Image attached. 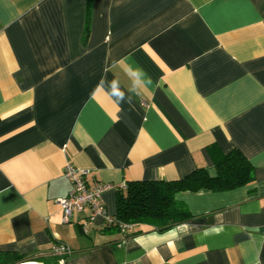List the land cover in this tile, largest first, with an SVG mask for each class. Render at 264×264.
Listing matches in <instances>:
<instances>
[{
  "label": "crops",
  "instance_id": "0c3cea01",
  "mask_svg": "<svg viewBox=\"0 0 264 264\" xmlns=\"http://www.w3.org/2000/svg\"><path fill=\"white\" fill-rule=\"evenodd\" d=\"M232 149L253 180L177 193L191 217L168 230L62 220L66 164L115 216L127 181L214 176ZM59 243L67 264H264V0H0V250L56 264Z\"/></svg>",
  "mask_w": 264,
  "mask_h": 264
},
{
  "label": "trees",
  "instance_id": "16d2710c",
  "mask_svg": "<svg viewBox=\"0 0 264 264\" xmlns=\"http://www.w3.org/2000/svg\"><path fill=\"white\" fill-rule=\"evenodd\" d=\"M253 178V166L238 149H232L216 163L214 176H209L204 168H196L175 180L127 181L124 188L115 191V217L162 232L191 217L186 204L175 197L177 193L201 189L226 191ZM22 258V254L0 250V264H14Z\"/></svg>",
  "mask_w": 264,
  "mask_h": 264
},
{
  "label": "built area",
  "instance_id": "2783aa9c",
  "mask_svg": "<svg viewBox=\"0 0 264 264\" xmlns=\"http://www.w3.org/2000/svg\"><path fill=\"white\" fill-rule=\"evenodd\" d=\"M62 174L70 183L68 194L57 199L63 221H67L74 212L88 208L91 220L99 216L106 224L117 226L121 230H126L130 226L128 223L118 221L115 216L109 215L104 209L101 203V195L104 190L111 187L109 184L97 183L90 187L87 186L85 182L86 171L79 170L71 164L64 166ZM70 253V248L63 243L55 244L52 248L56 264H67L66 258Z\"/></svg>",
  "mask_w": 264,
  "mask_h": 264
},
{
  "label": "clouds",
  "instance_id": "9594fccd",
  "mask_svg": "<svg viewBox=\"0 0 264 264\" xmlns=\"http://www.w3.org/2000/svg\"><path fill=\"white\" fill-rule=\"evenodd\" d=\"M129 75L132 78V88L130 91H136L141 87H146L147 85L151 84V78L148 74L140 67L135 69L129 68L128 69ZM103 85V80L101 81V85ZM98 86V87H99ZM110 94L116 99L117 103H131V96L126 95L124 91L120 89L119 81L112 80L110 83ZM187 228V225L183 226ZM166 236H171L173 238H179L178 233L175 230H172L170 233L166 234ZM169 246H171V241H169Z\"/></svg>",
  "mask_w": 264,
  "mask_h": 264
}]
</instances>
